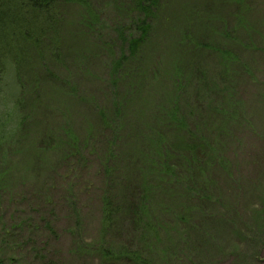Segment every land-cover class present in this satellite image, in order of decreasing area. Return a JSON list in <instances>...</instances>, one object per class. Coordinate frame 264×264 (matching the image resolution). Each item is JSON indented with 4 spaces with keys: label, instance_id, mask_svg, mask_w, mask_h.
Returning <instances> with one entry per match:
<instances>
[{
    "label": "trees",
    "instance_id": "obj_1",
    "mask_svg": "<svg viewBox=\"0 0 264 264\" xmlns=\"http://www.w3.org/2000/svg\"><path fill=\"white\" fill-rule=\"evenodd\" d=\"M70 1L0 0V83L7 63L15 65L16 72L24 70L26 47H30L33 55L43 63L49 62L52 67L50 73L44 64L39 66L46 82L47 79L55 82L59 79L58 83L67 91L66 94L63 90L62 94H43L41 88L40 94H37L38 91L31 95L21 91V94H15V121L12 118L6 127L11 129V134L15 132V140L21 138L22 143L16 145L14 161H0L9 164L5 171H0V195L7 192L6 185H12L15 190L12 200L16 198L20 203L19 195L31 184L40 157L49 158L45 164L50 168L62 167L66 173L60 177L65 178L75 169L80 172L89 162L88 158L97 155L99 158L93 174L97 185L95 192L100 195L96 220L99 236L84 253L98 256L99 263L96 264H178L187 258H193L194 264H214L217 261L213 252L217 258L222 252L216 244L223 240L221 233L240 245L234 253L236 264H244V261L246 264L250 258L258 261L264 247V187L257 184L259 204L246 224L239 217L238 209L232 208L218 216L217 209L221 206L226 211L229 203L225 202L222 192H214L213 168L218 166L221 173L233 181L237 171L229 158L223 160L220 146L227 144L224 138L230 139L236 131L243 129L242 126H250L244 106L247 95L250 94V103L264 102L263 10L246 5L243 0L214 1L206 6L209 8L204 16L206 20L193 36L177 32L179 27L170 30L176 23L167 25L169 22L165 17L163 24H158L157 14L165 16L172 11L177 4L174 1L121 0L122 3L116 5L122 11L117 15L115 13L114 17H124L127 23L114 31L110 29L121 45L114 51L110 40L98 44V50L100 46L107 48L105 53L112 61V71L108 73V78L94 82V86H98L96 96L78 98L76 89L73 92L70 90L69 79H60L68 68L62 61V44L56 30L59 18L57 4L59 7L60 3ZM73 1L81 3L85 12L76 22L78 30L85 26L91 31H98V39H102L100 30L102 32L107 28L105 19L100 16L102 13L95 18L93 10L88 12L92 9L88 0ZM216 6L221 8L216 9ZM140 17L146 22L132 23ZM147 20L154 27H161V37H165V41L170 40L169 35H172L171 53L173 57L178 55L179 60L182 57V63L187 67L185 77L177 69V58L170 63L171 70L170 65L165 67L160 64L156 74L151 72L150 68L157 63L155 59L161 58V54L152 48L155 30L148 29ZM137 24L144 34H139ZM132 26L136 28V33L129 39ZM48 32L50 34L46 36ZM58 66H61L60 75L53 72ZM150 82L156 94L161 93L163 85L168 83L170 94L158 95L164 102L152 101L151 97L145 96L144 89ZM186 82L193 85L192 94L183 88ZM195 83L200 88L197 89ZM211 89L214 92H208ZM187 94L199 95L205 105L211 98H220V104L213 110L217 119L207 131L194 129V133H190L186 130L192 113L197 122L196 115L199 114L195 105L192 113L189 112L191 117L180 113L178 99L182 97L187 101ZM25 96L32 101L31 111L24 106ZM55 98L61 105L49 107L47 100L54 101ZM85 105L94 111L96 119L93 123L96 127L87 118L86 112L74 110L76 106H84L85 109ZM262 105L264 107V103ZM43 106V110L48 108L47 112L59 116L66 125L54 123L53 116L52 120H42L39 113ZM78 113L84 114L81 115V122L77 120ZM69 118L73 119L68 126ZM76 120L80 131L73 127ZM124 132L128 135L123 140L121 133ZM44 136L48 139L42 141L43 147L41 142L38 144L42 148L40 150L33 151L35 147L32 143L31 146H23L29 141L38 143ZM178 136L182 142H178ZM180 145L184 148L182 152ZM243 146L249 149L247 145ZM204 150L207 153L203 154ZM261 161L264 162V158ZM13 164L15 170L10 171ZM13 172L15 176L11 177ZM59 173L54 171L53 175ZM229 189L233 192L232 188ZM40 192L41 189H37L36 193ZM33 193L34 190L32 197L37 201L38 196L34 197ZM62 199L70 206L73 218L68 223L75 237L81 224L84 225L79 204L77 199L72 198V191L67 197L63 195ZM48 214H55V209L51 208ZM121 221L134 229L127 238L130 241L105 246L106 238L112 239L110 233L113 226ZM54 228L48 225L50 235ZM204 251L208 254L207 259L197 260L205 258ZM37 256L43 259L38 252ZM182 256L186 258L181 259ZM41 264L56 263L43 259Z\"/></svg>",
    "mask_w": 264,
    "mask_h": 264
},
{
    "label": "rangeland",
    "instance_id": "obj_2",
    "mask_svg": "<svg viewBox=\"0 0 264 264\" xmlns=\"http://www.w3.org/2000/svg\"><path fill=\"white\" fill-rule=\"evenodd\" d=\"M172 1L177 3L174 5L172 11L165 16H160L159 13L157 14L158 24L162 25L164 22L163 18L165 17V20L169 22L167 25L176 23L170 30H176L179 27L180 29H178L177 32L195 36L197 32H199V26L204 24L206 20L204 16L209 11V8H206V6H210L214 1L220 2L221 0ZM87 2L92 8L88 10V12L93 10L95 18L97 14L102 13L100 16L105 19L107 28L102 32L100 30L102 39H98V31H91L85 26H81L79 29L80 31L78 30L76 22L80 19V16L85 13L84 9L80 6L81 3L71 0L67 4L60 3L59 7L57 4L59 18L57 20L56 30H58L60 42L62 44V55H64L62 61L68 68V72L64 74V76H60V79H69L67 83L70 90L73 92L76 89L78 98L81 96L84 98H92V95H97L96 90L98 86H94V82L108 78V73L112 71L110 65L112 61H109V55L105 53L107 48L100 46L98 50V44L101 41L106 42L110 40L112 42V44H110L112 49H114V51L117 50L121 42L110 29L114 31L117 27L127 23L124 21V17H114L115 13L117 15L122 11L116 5L118 2L122 3L121 0H88ZM243 2L246 5L258 7L263 10L264 13V0H243ZM220 8L221 6H216V9ZM193 11H196V13H193ZM198 18L203 20L200 21ZM137 21L146 22L143 17H140L132 23L136 24ZM147 22L148 26H150L148 29L151 31L155 30L152 48L154 51L161 54V58L155 59L157 63H154L153 67L150 68L151 72L156 74V70L160 64H164L165 67L170 65L171 70L170 63L174 61L173 58H177V69H179L183 77H185L187 67L183 65L182 57L179 60L178 55L173 57V53H171L170 40L172 35H169L170 40L167 39V41H165V37H161L163 34V32H161V27H154L148 20ZM136 28L139 29V34H144V30H141L139 24L136 25ZM136 28H133V26L130 27L129 39L133 38V35L136 33ZM49 34L48 32L46 36ZM31 49L30 47H26L27 56L23 60L24 70L22 72H16L15 65L7 63L4 69L5 75L0 83V161L1 159H6L8 162L14 161L16 145L22 143V139L19 138L15 140V132L11 134V129L6 127L7 122L12 120V118L15 121V109L13 108L15 94H21L19 91H21L22 94L29 95L36 94L38 91L37 94H40L41 88L43 89V94H62L63 91L65 94L67 93L66 89L60 86V82L58 83L59 79L56 82L47 79L46 82V79L41 75L43 70L41 71L39 66L43 67L42 64H44L50 73H52V67L49 62L48 64L41 62L37 56L33 55ZM247 56L249 60L253 62L251 56ZM60 68L61 66H58L53 69V72L60 75ZM257 70L259 71V67H257ZM146 85V89H144L146 92H144V94L145 96L151 97L152 101L164 102V99L160 98L158 95L170 94L168 83L163 85L162 88L164 89L158 94L153 91L154 85L152 82ZM195 86L197 89L200 88L196 83ZM183 88L190 94H192L194 90L193 85L189 82L183 83ZM208 92L212 93L214 90L211 89L208 90ZM154 95L156 97H153ZM187 96V101H185L184 98L182 99V97L178 99V104L181 106L180 113L187 117H191L189 116V112L192 113L191 110H193V105H195L199 114L196 115L198 119L197 122L195 120V115L192 113L191 121L186 126V130L190 133H194V129L207 131L217 119V117L213 115V110L220 104V98H211L205 105L199 95L187 94ZM252 96L254 98L256 97L255 94H252ZM208 98L207 95V99ZM57 99L55 98L54 101L48 99L47 105L51 107L59 104L60 106L59 99ZM249 100L250 94L247 95V101H244L245 112L248 113L247 120L250 126H242L243 129H239L238 132L236 131L234 137L230 139L229 137L227 139L224 138L227 144L220 146V149H222L221 152L223 153V160L229 158L232 167L237 171V175L232 178L234 182L222 174L218 166H214L213 168V178L215 181V187L213 188L214 192H222L225 202L227 204L229 203L226 211L220 206L217 209V215L219 216L228 212L232 208L238 209L239 217L244 219L243 222L245 224L250 221L249 219H251L254 212L253 209L259 204L257 202L259 195L257 184H261L264 187V162L261 161V158H264V107L262 105L264 102L250 103ZM23 102L27 111L28 109L31 111L32 101L30 98L25 96ZM44 108L45 106L42 107L39 117L41 116L42 120H44V118L52 120V113L47 112L49 111L48 108L47 110H43ZM83 108L84 106L81 108L76 106L74 110L76 112L81 110L86 112L87 118H89L92 125L96 127V124L93 123V120L96 119L94 111L86 105L85 109ZM261 110H263L262 113L260 112ZM57 113L59 114V112ZM73 115L76 117V113ZM81 115L84 114L78 113L77 116V120L80 122ZM72 119L73 118H69L68 126ZM77 120L74 122L73 127H77V130L80 131V125ZM53 122H60L62 125H66L60 121V117L57 115L53 116ZM250 129L258 135H253ZM157 130L159 131V129ZM121 134L123 140L125 135H128L127 132ZM2 138L5 139L3 140ZM47 139L48 138L44 136L38 143L37 141H29L23 146H31L30 143H32L33 147H35L32 149L33 151L37 149L40 150L42 148H40L38 144L41 142V146L42 141H46ZM178 142H182L179 136ZM243 145H247L249 149L245 148ZM2 148L6 150L3 151ZM179 149L181 152L184 150L182 145H180ZM205 153H207L206 150L203 151V154ZM247 155H249L250 158ZM97 158H99L97 155L90 156L88 158L89 162L80 172L75 169L73 174L70 173L63 178L60 176L65 174L66 171L62 167L50 168L45 164L46 160L49 158L47 156H43V158L40 157V164L34 178L30 180L32 181L31 184H28V186L24 188L23 193L19 195L18 200H20V203L16 198L12 200L15 194V190L12 188L13 186L6 185L7 192L0 195V264H41L43 259L47 262H55L56 264L99 263L98 256L90 253L84 254L86 250L93 246V243L99 236V227L97 228L96 219H94L96 213L93 211V209H95L98 212V206L100 205V195H96L94 187L97 185L93 174L94 167H97ZM8 165L9 164L0 162V171H5V167ZM12 166L10 167V171L15 170L14 164ZM54 171L57 173L60 171V173L54 176ZM12 176H15V172L12 173L11 177ZM35 183L37 187H35ZM39 188L41 192L37 194L36 191ZM67 188L70 189L65 193ZM229 188H232L233 192H231ZM32 190L35 191L33 196H38L37 201H34L32 197ZM70 191H72V198L77 199L80 208L84 207L88 215L84 221V225L83 223L81 224L80 230L75 237L71 231L70 223H63L69 220L67 215L71 212V209L68 203L62 199V196L64 195V197H67ZM74 193L76 195H74ZM130 199L133 200V198ZM51 208L55 209V214L53 215L48 214ZM48 225L52 228L55 227L52 235L48 232ZM133 230L131 226L125 225L122 221L118 222L113 226V230L110 233V238L112 239H107V244L105 246L108 247L112 244L123 243ZM221 238L223 240H221L220 243L215 241L222 252L218 258L216 253L213 252L217 261V263L214 261V264H236L237 261L234 253L238 251L240 245L234 244L235 241L229 240L228 236L225 234L221 233ZM129 241L130 240H127L126 242ZM77 249L78 252L76 251ZM244 250H246V248H244ZM37 252L43 255V259L37 256ZM260 254H262V256L259 255L258 257V261L260 262L252 258L247 260L245 258L246 264H264V247ZM204 256L205 258L199 257L197 260L207 259L208 254L206 251H204ZM182 258L186 257L182 256L181 259ZM15 259L17 263H15ZM178 264H194V260L193 258H187L182 262L179 261Z\"/></svg>",
    "mask_w": 264,
    "mask_h": 264
},
{
    "label": "bare ground",
    "instance_id": "obj_3",
    "mask_svg": "<svg viewBox=\"0 0 264 264\" xmlns=\"http://www.w3.org/2000/svg\"><path fill=\"white\" fill-rule=\"evenodd\" d=\"M79 207H80V206H79ZM80 210H81L82 218H83V220L85 221L88 215H87L86 211L84 210V207H81ZM93 211L96 213V217H95L94 219L97 220V213H98V212H97L95 209H93ZM67 216H68L69 220H68V221H65V223H68V222L70 221V219L73 218L72 215H71V212H70ZM63 223H64V222H63ZM106 240H107V238H106ZM95 241H96V240H95Z\"/></svg>",
    "mask_w": 264,
    "mask_h": 264
}]
</instances>
